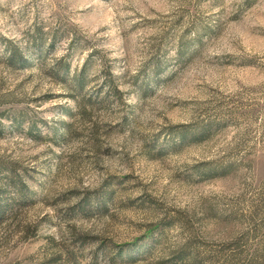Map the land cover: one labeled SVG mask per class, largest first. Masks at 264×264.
Masks as SVG:
<instances>
[{
  "label": "rangeland",
  "instance_id": "rangeland-1",
  "mask_svg": "<svg viewBox=\"0 0 264 264\" xmlns=\"http://www.w3.org/2000/svg\"><path fill=\"white\" fill-rule=\"evenodd\" d=\"M0 264H264V0H0Z\"/></svg>",
  "mask_w": 264,
  "mask_h": 264
}]
</instances>
